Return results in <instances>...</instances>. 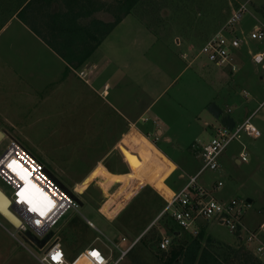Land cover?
Instances as JSON below:
<instances>
[{
    "label": "rangeland",
    "instance_id": "rangeland-1",
    "mask_svg": "<svg viewBox=\"0 0 264 264\" xmlns=\"http://www.w3.org/2000/svg\"><path fill=\"white\" fill-rule=\"evenodd\" d=\"M96 1L105 8L99 19L106 23L114 22L117 5L122 0ZM243 5L247 12L233 27L242 45L236 51L238 72L232 73L215 67L205 56H200V50L210 37L229 26L234 14ZM18 6L19 0H0V28L12 18ZM123 21L125 27L117 32L118 37H114L113 52L112 49H103V52L112 59H124L122 64L116 63L117 69L125 75L122 84L129 83L132 77L131 89L134 93L131 96L127 88L118 90L124 88L122 84L113 92L126 99L138 96L137 112L133 110L129 114L131 127L115 109L106 105V99L98 96L90 99L92 96H89L77 100L75 96L70 98L72 94L69 93L64 98L58 96L57 105L53 104L55 98H50L46 99L50 100L48 104L39 105L41 109L35 108L27 117L33 120L30 129L26 128L28 124H25L26 118L23 121V114L21 130L0 129L7 134L0 141V158L10 142L16 141L81 204L77 211H69L47 238L14 227L0 214V264H41L38 260L41 249L52 237L60 241L71 263L77 262L85 249L93 244L101 250L111 249L117 254L116 246L122 238H126L128 243H134V247L123 264H163L159 244L150 237L141 240L155 224L161 237L172 238L174 233L179 232L182 240L197 238L203 247L219 256L224 257L231 249L248 256L245 261L241 255L233 264H257V261L264 264V257L255 253L254 246L246 238L240 239L217 221L203 222L197 236L185 231L181 233L171 215L166 213V199L152 184L156 176H161L168 169V163L175 169L164 180L165 185L171 192L182 190L188 184L186 181L189 182L190 177L201 170L202 146L212 140L215 129L231 125V119L240 122L247 112L248 115L255 113L252 123L260 131L261 138L244 137L242 142H232L220 157V169L205 171L198 178V184L208 188L219 201H244L247 205L245 224L250 229L259 230L264 238V227H261L264 224V68L254 62V56L264 52V39L251 38L256 28L264 30V0H142ZM88 23L85 25L88 26ZM17 24L15 21L11 25L16 27ZM24 33L21 32V43L36 41ZM33 52L30 50L27 56H32ZM42 52H38V56H42ZM38 60L39 65H44V61ZM129 61L133 63L132 71L128 68ZM0 78L2 113L14 116L20 111L27 112L25 100L32 101L35 97L29 93L28 85L21 81V90L8 95L9 87L5 85L4 78ZM78 83L84 92L90 90L84 83ZM151 85L154 97L147 92ZM46 92L41 94L43 100ZM83 95L86 96L85 93ZM17 99H21V107L18 103L11 106L9 100L17 102ZM103 108L105 114H101ZM95 110H99L97 114ZM119 128L127 132L137 129L153 144H146L154 156L138 175L130 176L131 171L121 153L122 146H130L127 143L103 161V165L112 171L127 173H108L100 167V158L110 153L112 144L118 140L115 129ZM158 130H162L163 135ZM242 152L248 155V162L238 164L237 159ZM98 166L82 188L86 192L82 195L74 191L79 178L90 176L88 172ZM101 171L107 178L116 176L113 174L124 176H117L116 182H110L99 177ZM58 179L70 191L62 187ZM219 182L223 183V187L215 190L213 185ZM0 189L8 198L12 197L13 190L1 179ZM105 195L110 200L108 206L117 203V208L110 214L113 217L111 223L97 212V208H101L102 213L108 210L104 205L108 200ZM249 200L252 203H248ZM119 205L126 206L121 211ZM87 220L97 229L91 227ZM172 239L176 244V238Z\"/></svg>",
    "mask_w": 264,
    "mask_h": 264
},
{
    "label": "crops",
    "instance_id": "crops-1",
    "mask_svg": "<svg viewBox=\"0 0 264 264\" xmlns=\"http://www.w3.org/2000/svg\"><path fill=\"white\" fill-rule=\"evenodd\" d=\"M104 9V5L96 0H19L18 10H16L12 15V18L8 20L5 24H3L0 28V71L2 72V76L0 77L4 78V82H6L5 85L9 87L8 95L12 92L20 91L21 87L19 85H21V81H23L26 83V85H28L29 93L35 97L32 98V101L25 100L24 108L27 109L28 113L26 111H20L14 116H9L5 111V113H2L3 110H0V129L21 130V114H23V121H25L24 118H26L25 124H28V126L26 125V128L30 129L32 127L31 123L33 120L27 117H29V115L35 108L38 107L41 109L42 106L39 105H43V103L48 104L50 100L47 101L46 99L50 98H55L53 104L55 103V105H57L59 97L64 98V96L69 93L72 94L70 98L75 96L77 100L80 97H85L87 99L89 96H92L90 97V99L95 98V96H98L102 100L106 99V105L111 107L113 110L115 109V111H117L116 113L120 115L123 119H125L128 122L127 124H129V126L131 127L132 122L131 118H129V114H131L133 110L137 112L136 106L138 104L139 98L134 94L133 98L129 97L128 99H126L125 96L121 95V97H118L113 94V92H115L121 86L122 79L125 76L122 70L117 69L118 66L116 63L120 62L122 64L124 62V59L115 60L109 57L107 53L103 52L104 50L110 51L111 49V52H113L114 37H118L116 36V34H118L117 32H119V30H123V28L125 27L124 21L122 20V22L114 29V31L109 36H107L104 41H101L99 45H94L93 42H79L77 44L65 46L66 48L73 49H84L89 48L91 46L95 47V51L93 52L92 56L81 66H77L76 64H68L65 60L62 59L60 55H58L54 51L53 48V46H56L57 48L62 47L58 45L62 44L61 42L53 41V37L58 34V29L60 28V23L58 21L59 19H61L65 15H68L69 17H74L79 11H92L91 16L81 17L77 21L78 26L89 28L92 22L94 21H102L106 23L105 21L100 20L98 17L99 14L104 11ZM21 11L24 12V15L28 22L27 24L21 21ZM127 17H129V15L125 18ZM15 21H17L18 23L16 27H14V25H11ZM86 22H89L88 26L85 25ZM10 30H12V32L8 34ZM21 32H26L27 36L35 39L36 41L33 43H27L22 41L21 43ZM47 32L50 33V36H48ZM89 34H94V31L90 29ZM49 42L52 43V45H49ZM30 50H32V52L38 51L39 53L43 51L42 56H38V52H33L32 56H27ZM111 52L110 54L112 55ZM100 54H102V58L100 57ZM38 59L44 61V65L42 63L39 65L40 61ZM127 64L129 70L132 71L134 69V67L131 69L133 63L129 61ZM81 72H85L86 77L82 78L80 76ZM131 78H129V83L126 82L125 85L122 84L124 85V88L118 89L123 90L127 88L129 96L134 93L131 89ZM0 81H2L1 78ZM78 82L84 83L85 86L89 87L92 93L90 90L84 92V90L79 87ZM135 85L137 86L136 83ZM148 90H152L151 92L147 91L148 95L154 97V87H152L151 85ZM45 92L46 94L43 100L41 94ZM49 92H51V94H49ZM84 93L86 96L83 95ZM162 94H164V92ZM162 94L157 95L155 99L159 98ZM109 98H111L112 100L109 101ZM97 100L100 101V99L98 98ZM16 101L17 102L9 100V103L11 106L18 103V105L21 107V99H17ZM132 106H134V109L132 108ZM151 106L152 103L146 107L144 112L147 113ZM98 111L99 110H95L96 114L98 113ZM105 111L106 110H104L103 108L101 110V114H105ZM3 114H6V116H3ZM157 132L162 133L163 135L162 130H158ZM0 133L3 132L0 131ZM3 135L4 138L7 136V134L5 133H3ZM115 135L117 137L116 139L118 140L117 142L112 144L110 153L105 155L103 154V158H100L102 159L100 167H102L108 173H127L121 170L112 171L111 168L103 165V161L105 162L111 154H114L123 143H127L130 146H122L121 153L125 158L128 167L131 171L130 176L133 174L138 175L139 173H141V171L147 168L151 161V158L154 156V152L149 150L148 145H146L150 144L151 142H149L144 135L139 133L137 129H131L130 132H127L126 130H121L120 128L117 130L115 129ZM166 164L168 165V169L163 172L161 176H156L152 184L154 189L164 199L171 200L173 193L165 185L164 180L172 171H174L175 168L171 167V164ZM98 168L99 166L95 167L94 170L92 169V171L88 172L91 173L90 176H83L84 178L80 177V182H78L77 185L74 187V191L83 195L86 192V189L82 188H84L85 183L88 182L91 175ZM113 175L116 176H110L109 178H107L105 172L101 171L99 177H104L110 182H116L118 180L117 176H124L123 174ZM58 181L60 180L58 179ZM92 182L88 185V187L92 185ZM60 183L62 187L68 189V187L63 184L62 181H60ZM186 183L188 182L186 181ZM105 197L107 198L108 196L105 195ZM121 198L122 197H120L119 199ZM109 201L110 200L108 199L106 201V204H104L108 209L107 212L102 213L101 208H97V212L101 214V216L105 217L103 219H105L106 222L111 223V218L113 217H110V214L117 208V203H114L113 205L110 204L111 206H108L107 204ZM125 206L126 205H121L119 207L120 210L123 209ZM104 210L106 211V209ZM88 222L89 221L87 220V223ZM92 225L95 229H97L93 223ZM261 225H263V223ZM261 239H263L264 241L263 237H261ZM64 251L67 255V258L69 259V254L66 252V250Z\"/></svg>",
    "mask_w": 264,
    "mask_h": 264
},
{
    "label": "built area",
    "instance_id": "built-area-1",
    "mask_svg": "<svg viewBox=\"0 0 264 264\" xmlns=\"http://www.w3.org/2000/svg\"><path fill=\"white\" fill-rule=\"evenodd\" d=\"M246 12L247 8L243 5L234 14L229 26L217 32L205 42L200 50V56H205L211 64L219 69L237 73L236 51L241 48L242 40L233 27L237 25L238 20ZM251 38L252 40H263L264 30L256 28V32L251 34ZM254 62L264 68V52L257 53L254 56ZM80 76L84 78L86 73L81 72ZM247 113L240 122L233 123L232 121L231 125H221L215 129L212 140L202 146L200 158L203 166L201 170L196 176L190 178L188 184L182 190L179 192L172 191L171 200H166V213L171 215L178 228L195 236L200 234L203 222L217 221L229 228L234 235H238L240 239L246 238L248 243L254 246L255 253L264 257V241L261 239V233L259 230L248 228L245 224L246 203L237 199L227 202L219 201L211 195L206 187L198 184V178L205 171L220 169V157L232 142H242L244 137L261 138L260 131L252 123L255 113L251 115ZM13 160H16L29 174V179L35 183L39 192L43 193L44 197L46 196L52 202L50 208L46 202L42 206L43 209L47 206L44 215H40L39 212H32L22 203H18L19 192L24 186L17 190L21 185V178L8 167ZM237 162L239 164L247 163L248 155L242 152ZM0 179L13 190L12 197H10L11 210L17 213L21 221L20 230L24 232L32 231L42 238H47L69 211L80 209L81 204L79 201L61 188L47 174L43 166L14 140L10 142L7 150L0 158ZM222 187V182L213 185L215 190ZM88 224L93 227L92 223L88 222ZM261 227H264V224ZM172 241L173 239L170 236H163L159 243L160 251H168ZM122 245H127V247L122 248ZM116 247L118 249L117 254H114L111 249L104 251L93 244L83 252L77 262L71 263L60 241L52 237L50 242L41 249L42 253L39 255L38 260L41 264H123L134 247V243L130 244L126 238H122L120 244ZM57 252L61 253V258L54 260L53 256ZM94 252L99 254V258L92 255Z\"/></svg>",
    "mask_w": 264,
    "mask_h": 264
},
{
    "label": "trees",
    "instance_id": "trees-1",
    "mask_svg": "<svg viewBox=\"0 0 264 264\" xmlns=\"http://www.w3.org/2000/svg\"><path fill=\"white\" fill-rule=\"evenodd\" d=\"M142 0H122L117 5V11L115 12L116 20L112 23H104L102 21L92 22L89 28L81 27L77 25V21L81 17H89L92 14V11H79L76 16L69 17L65 15L59 19L60 28L58 29V34L53 38L54 42H61L58 44L62 46L57 48L53 46L54 51L62 57L68 64H76L81 66L84 64L95 51V47L91 46L84 49L76 48H66V45H72L77 43H91L96 42V45L109 36L114 29L122 22V20L131 14L132 10L141 2ZM21 21L27 24V19L24 15V12L21 11ZM90 29L94 31V34H89ZM98 41V42H97ZM52 42V41H51ZM52 43L49 42V45ZM94 47V48H93ZM236 123L234 119H231V122ZM178 227V226H177ZM180 229V228H179ZM182 233V230L180 231ZM180 233H174L177 243L172 244L168 251H161L160 259L163 264H233L241 257L242 253L238 251L230 250L229 254L219 256L212 250L203 247L201 241L197 238L189 240H182L180 238ZM145 237H150L156 243H160L162 237L159 235L156 224L153 225L149 231L143 236L141 240ZM38 243L43 244V242L37 241ZM246 261L248 257L246 254L242 255ZM248 264V263H246ZM257 264H261L257 261Z\"/></svg>",
    "mask_w": 264,
    "mask_h": 264
},
{
    "label": "snow or ice",
    "instance_id": "snow-or-ice-1",
    "mask_svg": "<svg viewBox=\"0 0 264 264\" xmlns=\"http://www.w3.org/2000/svg\"><path fill=\"white\" fill-rule=\"evenodd\" d=\"M8 167L10 169H12L14 172H17V174L20 176V178L22 180H24L26 183L29 182L28 181L29 174L19 165V163L16 160H13L8 165ZM29 187L34 188V185L29 184ZM19 196L21 197L22 203H27L28 205H30V211L39 212L40 215L45 214V211L43 209H41L40 207H38L36 205V201L34 200V198L31 195H29V188H25L23 191H21L19 193ZM43 200L46 202V204L48 205L49 208L52 206V202L50 200H48V198L46 196L43 197ZM92 255L99 258V254L96 252L92 253ZM60 258H61V253H59V252L55 253V255L53 256L54 260H59Z\"/></svg>",
    "mask_w": 264,
    "mask_h": 264
},
{
    "label": "bare ground",
    "instance_id": "bare-ground-1",
    "mask_svg": "<svg viewBox=\"0 0 264 264\" xmlns=\"http://www.w3.org/2000/svg\"><path fill=\"white\" fill-rule=\"evenodd\" d=\"M4 137V135L2 136V137H0V139H2ZM1 141V140H0ZM6 156V155H5ZM4 156V157H5ZM12 170V169H11ZM12 172L13 173H15V175H17V172H14L13 170H12ZM18 176V175H17ZM20 177V176H19ZM18 177V178H19ZM20 181H21V185L19 186V188L17 189V190H20L21 188H22V186H24L23 187V189H21V191H23L25 188H29V195H31L33 198H34V200L36 201V205L38 206V207H40L41 209H43L42 208V206L45 204V201L43 200V197H44V194L43 193H41V192H39V189H37V186L35 185V183H33L30 179H29V177H28V181L29 182H25L24 180H22V179H20ZM29 184L30 185H34V188H30L29 187ZM38 190V191H37ZM20 191V192H21ZM19 192V193H20ZM0 193H1V195H2V197L4 198V199H9L10 200V198H8L5 194H4V192L0 189ZM42 194V195H41ZM11 201V200H10ZM2 201H0V206H2V203H1ZM19 204H21L22 202H21V197L19 196V202H18ZM22 205H24V206H26L27 208H29L30 209V205H28L27 203H22ZM1 208V207H0ZM47 209V206L43 209V210H46ZM10 211H11V207H10ZM12 212V211H11ZM13 213V212H12ZM1 214V213H0ZM16 216V215H15ZM17 217V216H16ZM18 218V217H17ZM19 219V218H18ZM20 221V220H19ZM18 225H19V227L21 226V222H18L17 223Z\"/></svg>",
    "mask_w": 264,
    "mask_h": 264
},
{
    "label": "water",
    "instance_id": "water-1",
    "mask_svg": "<svg viewBox=\"0 0 264 264\" xmlns=\"http://www.w3.org/2000/svg\"><path fill=\"white\" fill-rule=\"evenodd\" d=\"M3 136V133H0V137ZM1 140V139H0ZM0 201H2V206H0V213L1 215L7 220L9 221L14 227L19 228V225L17 224L19 221V219L10 211V207H11V201L9 199H4L0 193ZM252 201L249 200L248 203H251Z\"/></svg>",
    "mask_w": 264,
    "mask_h": 264
}]
</instances>
